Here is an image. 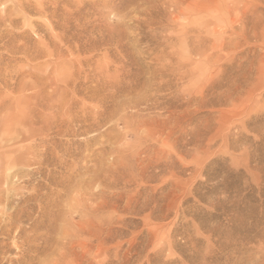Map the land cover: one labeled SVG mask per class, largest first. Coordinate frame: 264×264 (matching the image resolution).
I'll return each mask as SVG.
<instances>
[{"label":"rangeland","instance_id":"1","mask_svg":"<svg viewBox=\"0 0 264 264\" xmlns=\"http://www.w3.org/2000/svg\"><path fill=\"white\" fill-rule=\"evenodd\" d=\"M27 196L35 264H264V0H0V200Z\"/></svg>","mask_w":264,"mask_h":264},{"label":"bare ground","instance_id":"2","mask_svg":"<svg viewBox=\"0 0 264 264\" xmlns=\"http://www.w3.org/2000/svg\"><path fill=\"white\" fill-rule=\"evenodd\" d=\"M183 3L184 0H177V4L183 5ZM190 7H192V4L188 2L185 8L189 9ZM23 200L26 202V208L19 209L11 207L8 199L5 202L0 200V233L5 236V239L12 240V245L5 242V240L0 242V263L35 264L34 261L39 257L38 255L47 251L46 245L43 246L41 243H38L42 239L41 235L39 233L31 234L27 232L23 224L24 216H27L28 221L33 220L30 217V214H32L30 212L34 211L33 208L36 207L37 202L28 204L32 200V196L24 197ZM29 208L30 210H27ZM13 249L17 251L16 255L11 254Z\"/></svg>","mask_w":264,"mask_h":264}]
</instances>
